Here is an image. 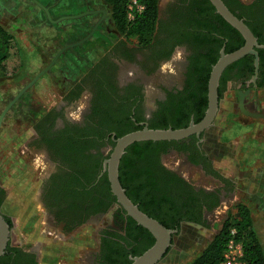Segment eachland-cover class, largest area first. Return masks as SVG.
<instances>
[{"label": "rangeland", "instance_id": "1", "mask_svg": "<svg viewBox=\"0 0 264 264\" xmlns=\"http://www.w3.org/2000/svg\"><path fill=\"white\" fill-rule=\"evenodd\" d=\"M38 1L48 8L52 20L99 8L107 13L101 22L97 21L99 15L96 13L99 11L51 22L44 9L31 0H0V27L13 36L9 56L0 66V115L9 101L49 64L64 44L82 39L95 22H100L84 42L63 51L61 57L5 112L0 124V183L4 186L9 177H14L16 183L22 181V195L26 196V200L31 196L30 201L34 206L32 209L28 201H22V216L26 205L28 208L24 216L26 219H22V240H16L17 218L14 215L10 217L15 232L12 238L14 243L37 247L39 242L41 247L45 246L38 251L39 264H83L86 251L95 246L93 234L97 227L88 224L73 237L62 241L48 227L43 213L39 209L37 213L33 201L37 197L40 179L49 167L31 154L23 140L38 114L57 101L71 84L70 79L79 77L121 35L111 19V6L103 0ZM122 36L131 43L139 42L136 35ZM75 60L82 61L83 66L73 71L72 62ZM180 60L181 54L177 52L163 65L164 77L177 74ZM164 77L160 76L158 81H146L149 99L156 95L158 84L166 82ZM245 102L249 110L264 113V86L251 89ZM219 104L215 122L207 132L205 147L213 151L215 167L234 180V189L227 197L226 204L212 212L206 226L181 224L172 235V245L157 264H188L219 230L225 218H238V204L249 209L255 233L264 248V119L241 113L235 90L226 91ZM180 158L168 154L165 162L183 174H190L195 184L206 187L213 184L185 165L181 166ZM4 188L7 193V184ZM103 219L105 223L109 222L110 214L107 213ZM39 234L44 235L37 239Z\"/></svg>", "mask_w": 264, "mask_h": 264}, {"label": "trees", "instance_id": "2", "mask_svg": "<svg viewBox=\"0 0 264 264\" xmlns=\"http://www.w3.org/2000/svg\"><path fill=\"white\" fill-rule=\"evenodd\" d=\"M103 1L111 6V19L118 33L136 35L139 40L138 48L152 47L159 41V35H162L165 58H168L178 45H185L190 51L183 87L176 93H170L171 98L155 117L148 120V126L174 129L187 126L191 116L194 122L201 120L207 108L209 74L212 65L219 58V50L224 46L225 52H231L241 47L244 44L242 35L215 11L209 0H177L167 11V21L161 24L160 0H139L143 10L136 12L132 19L127 16L128 0ZM223 1L238 18L244 19L258 43L264 45V0ZM12 40L13 36L0 27V66L9 56ZM256 50L261 73L264 67V46ZM253 60L254 55L246 54L224 69L217 89L218 100L225 90L228 70L241 66L249 76L254 71ZM257 86H264V80L258 81ZM110 117L112 116L105 111L102 115L104 121L100 126L97 124L95 127L92 125L84 129L74 128L70 134L58 136L52 142L51 146L61 156L60 159L66 167V171L53 176L50 190L56 203L58 220L65 213L77 218V210L89 207L100 190L107 194V201L99 206L92 204L93 207L90 206L88 210L100 207L99 210L105 212L116 203V198L110 191L107 174L104 172L96 181L102 161L110 153L103 154L100 148L106 143L113 147L115 138L142 128L143 125L137 122L144 121V118L140 116L133 119L132 115L128 123L116 125ZM103 136H107V141L100 142ZM193 137L194 134L180 140L134 142L126 148L120 160L119 181L126 195L140 210L167 228L177 229L185 221L206 226L202 220L203 202L199 201L198 193L191 183L169 170L157 172L147 167L154 162L151 153L160 146L166 148L171 145L179 150L187 139ZM92 148L97 150L93 152L90 150ZM211 173L215 174V171ZM2 191L4 192L3 189ZM1 196L0 206L5 197ZM215 205L217 200L206 204V207L212 209ZM236 207L238 218H225L219 230L188 264H219L231 227L236 229L237 237L242 241L245 260L264 264V248L255 233L249 209L243 204ZM114 215L115 224L122 225V233L116 230H105L102 233L107 237V242L114 243V248L123 250L121 264H130L128 255H140L153 244L154 237L146 228L126 215L120 206ZM5 219L12 228L11 218L5 216ZM82 220L83 218L76 222L82 223ZM114 237L121 240L122 244L113 240ZM116 252L114 249L107 252L106 259H117ZM22 254L24 252L19 244L10 239L5 253L0 257V264H9L8 260L11 258L14 264H19L18 259Z\"/></svg>", "mask_w": 264, "mask_h": 264}, {"label": "flooded vegetation", "instance_id": "3", "mask_svg": "<svg viewBox=\"0 0 264 264\" xmlns=\"http://www.w3.org/2000/svg\"><path fill=\"white\" fill-rule=\"evenodd\" d=\"M176 1L160 0V24L167 21V11ZM106 13V10L105 15L101 11L96 13L99 15L97 21H103ZM162 38V35H159V41L150 48H138L139 46L137 44L127 41L121 35L93 63L87 66L86 70L79 77L70 79L71 84L63 91L57 101L38 114L37 118L30 125L27 136L23 140V143H25L26 148L31 154L36 155L45 166L49 167L46 174L40 179L38 186V198L48 227L53 232H56L57 236L61 237V241L73 237L75 233L88 224H94L97 227L93 234L95 246H92L86 251V258L83 264H121L123 261V250L121 248L119 250L114 248V243L107 242L105 240L107 237L102 233L105 230H116L118 233H122L121 223L116 225L114 218V214L119 209V205L115 203L105 212L99 210L100 207H95L92 211L88 210L92 204L99 206L107 201V194L100 190V192H97V197L94 198L89 207L79 211L77 210V218L65 213L58 220V217H56V203L50 190L52 188L53 176L66 171V167L60 159L61 156L54 151L51 144L58 136L70 134L74 128L84 129L92 125L95 127L97 124L100 126L101 122L104 121L102 115L105 111L112 116L110 120L115 122L116 125L125 122L128 123L132 115L134 116L132 117L133 119L140 116L144 118V121L137 123L142 124L146 122L148 124V120L155 117L156 113L169 101L171 98L170 93H176L177 90L183 87L185 81L184 73L188 65L187 57L190 54V51L185 45H178L174 48L170 56L165 58ZM66 45L64 44V46ZM177 52L181 54V60L180 69L176 70V77H164L165 71L163 70V65L172 59ZM61 55L62 53L58 58ZM253 73L249 76L246 75V71L241 66L230 68L226 74L228 80L222 97L228 90H235L238 95V90L240 89L245 90L247 87H250L251 91V89L262 87L257 86V83L258 81L264 80V67L261 73L258 68L255 80L256 86H253V83L250 81ZM160 76L164 77L163 79L166 82L159 83L156 88V95L149 99L146 95V81H150V79L158 81ZM208 129L198 135L194 134L193 138L187 139L183 143V148L179 150L171 145L166 148L160 146L151 153L154 158L153 164L147 165L151 170L157 172L169 170L178 177L191 183L194 190L198 193L199 201L201 203L203 202L202 220L206 225L211 218L212 212L219 210L222 205L226 204L227 197L234 189V180L222 174L215 167L213 151L205 147ZM102 139L100 142L107 141V136H103ZM193 140L194 142H192ZM111 149L112 146L108 143L100 148L103 154H107L108 150ZM90 150L95 152L97 149L92 148ZM168 154L181 157L179 162L181 166L185 165L189 170L199 173L202 177L209 179L213 184L209 187L195 184L192 182L190 174H183L179 169L176 167L173 168L165 162V157ZM101 171L102 167L96 177V181L102 176L103 173L100 175ZM211 171H215V174L211 173ZM0 190L2 191H0V197L4 195L5 200L7 193L1 183ZM215 200H217V205L212 209H207L206 204H211ZM107 213L110 214V221L105 223L103 218ZM81 218H83L82 223L76 222V220H80ZM183 223L193 222L185 221L181 224ZM71 226H73L72 229H70ZM179 227L176 230H179ZM113 240H118L122 244V241L115 237ZM19 246L24 252V254L20 255V259H18L19 264H39L40 254L33 246H24L23 244ZM113 249L118 252H116L117 259H113L114 261L106 259L108 257L107 252ZM130 257L131 255H128L129 259ZM8 263L14 264L13 259H9Z\"/></svg>", "mask_w": 264, "mask_h": 264}, {"label": "water", "instance_id": "4", "mask_svg": "<svg viewBox=\"0 0 264 264\" xmlns=\"http://www.w3.org/2000/svg\"><path fill=\"white\" fill-rule=\"evenodd\" d=\"M40 7H42L46 13L47 18L51 22H57L59 19L66 18H78L80 16L95 13L98 11L103 12L105 10H87L80 14L63 16L57 20H52L48 11V8L43 6L37 0H34ZM214 6L215 11L220 14L231 26H233L244 38V44L231 52H225L224 46L219 50V58L212 65L209 74L207 84V108L205 114L201 120L194 122L190 120L189 124L181 128H150L146 122L142 123V128L129 131L114 139V146L112 147L109 155L102 161V173L107 174V178L110 185V191L116 198V203L125 211L126 215L130 216L136 221L137 224L146 228L154 237L153 244L144 250L140 255L131 256L130 264H157L165 255L168 248L172 245V234L176 232V229L167 228L162 225L158 220L148 216L145 212L139 209L138 205L133 203L131 199L126 195L125 189L122 187L119 181V164L121 157L125 153L126 148L134 142L139 141H171L180 140L190 135H198L202 131L210 128L214 122L216 115L219 111V100H218V84L224 69L231 63L242 58L246 54L254 55L253 65L254 73L251 77L253 86H256L255 80L259 68V56L256 48H261L264 45L259 44L256 36L253 34L248 25L244 22L243 18H238L224 3L223 0H209ZM99 22H97L89 33L82 39L69 43L63 46L56 54L52 57L49 64L40 70L36 76L26 84L13 98L7 106L4 108L0 115V124L5 112L8 108L19 98V96L31 86L40 75L45 73L57 60L59 55L66 49L73 46L79 45L85 41L96 29ZM250 87L245 90H238V108L241 113L252 118L264 119L263 112L252 111L245 106V97L249 94ZM10 230L8 222L5 219L4 214L0 211V257L5 253V249L8 241L10 240Z\"/></svg>", "mask_w": 264, "mask_h": 264}, {"label": "crops", "instance_id": "5", "mask_svg": "<svg viewBox=\"0 0 264 264\" xmlns=\"http://www.w3.org/2000/svg\"><path fill=\"white\" fill-rule=\"evenodd\" d=\"M31 1L35 2L34 0H31ZM72 65L74 66L73 71H76L78 66L79 67L81 65L83 66V63L80 60H75L74 62H72ZM21 179H22V175L20 177V180ZM5 184H7L8 192H7V196H6L5 200H4V202L1 205L0 210L5 216L11 217V216L14 215L17 218L18 225L16 227V235H17L16 240H22V219L24 218V216H26L25 214H26V211L28 209L27 205H26L25 206L26 209L24 210V216H22V201L23 202L28 201L31 204L32 209H34V206H33L32 202L30 201V197L31 196L29 197V199L26 200V196L22 195V181H19V183H16V179L14 177H9L8 181ZM5 184H4V186H5ZM34 200L35 201H33V203H34V205H36L37 213H39L40 211H41V213H43L42 208H41V203H40L39 198H38V193H37V197H35ZM38 209L40 211H38ZM33 212L34 211H32V213ZM28 214H30V213L28 212ZM24 219H26V218H24ZM44 219H46V218H44ZM42 223H44V222L42 221ZM14 234H15V232L13 231V228H11V230H10V239L11 240L14 237ZM43 235L44 234H39L37 236V239H39ZM36 246L37 247H34V248L37 251H39L40 249L42 250L43 248H45V246L41 247L39 242L37 243Z\"/></svg>", "mask_w": 264, "mask_h": 264}, {"label": "built area", "instance_id": "6", "mask_svg": "<svg viewBox=\"0 0 264 264\" xmlns=\"http://www.w3.org/2000/svg\"><path fill=\"white\" fill-rule=\"evenodd\" d=\"M142 10L143 5L139 3V0H128L127 16L129 19H132L136 12H141ZM219 264H254L245 260L243 244L242 241L238 239L234 227L228 230L225 248Z\"/></svg>", "mask_w": 264, "mask_h": 264}]
</instances>
